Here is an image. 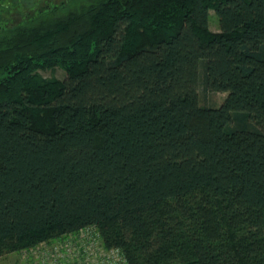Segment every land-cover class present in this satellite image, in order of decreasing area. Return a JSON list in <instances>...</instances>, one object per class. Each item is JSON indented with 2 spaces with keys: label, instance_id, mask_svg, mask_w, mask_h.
<instances>
[{
  "label": "trees",
  "instance_id": "1",
  "mask_svg": "<svg viewBox=\"0 0 264 264\" xmlns=\"http://www.w3.org/2000/svg\"><path fill=\"white\" fill-rule=\"evenodd\" d=\"M89 226L264 264V0H0V258Z\"/></svg>",
  "mask_w": 264,
  "mask_h": 264
},
{
  "label": "built area",
  "instance_id": "2",
  "mask_svg": "<svg viewBox=\"0 0 264 264\" xmlns=\"http://www.w3.org/2000/svg\"><path fill=\"white\" fill-rule=\"evenodd\" d=\"M20 264H128L119 248H107L89 226L20 252Z\"/></svg>",
  "mask_w": 264,
  "mask_h": 264
},
{
  "label": "rangeland",
  "instance_id": "3",
  "mask_svg": "<svg viewBox=\"0 0 264 264\" xmlns=\"http://www.w3.org/2000/svg\"><path fill=\"white\" fill-rule=\"evenodd\" d=\"M59 1V0H56ZM41 3H44L43 1ZM209 26L212 31H218L219 30V20L217 15L214 13V11H210L209 15ZM43 75L46 77H50L52 73L50 71L43 72ZM54 75L60 79H65L66 74L60 70L56 69L54 72ZM200 104L205 106H219L226 94L222 92H208V93H200ZM20 253L16 254H9L6 256H3L0 258V264H20L19 256Z\"/></svg>",
  "mask_w": 264,
  "mask_h": 264
}]
</instances>
